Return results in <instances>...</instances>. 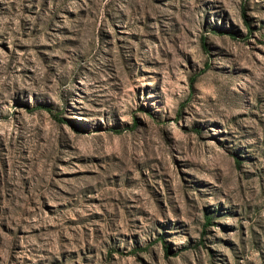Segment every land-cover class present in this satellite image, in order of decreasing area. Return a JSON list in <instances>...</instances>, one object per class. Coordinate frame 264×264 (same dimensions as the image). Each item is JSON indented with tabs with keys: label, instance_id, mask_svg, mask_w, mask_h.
<instances>
[{
	"label": "rangeland",
	"instance_id": "rangeland-1",
	"mask_svg": "<svg viewBox=\"0 0 264 264\" xmlns=\"http://www.w3.org/2000/svg\"><path fill=\"white\" fill-rule=\"evenodd\" d=\"M0 264H264V0H0Z\"/></svg>",
	"mask_w": 264,
	"mask_h": 264
}]
</instances>
